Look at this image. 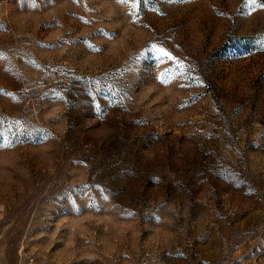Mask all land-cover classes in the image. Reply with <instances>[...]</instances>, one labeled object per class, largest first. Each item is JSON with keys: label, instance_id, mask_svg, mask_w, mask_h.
I'll list each match as a JSON object with an SVG mask.
<instances>
[{"label": "rangeland", "instance_id": "1", "mask_svg": "<svg viewBox=\"0 0 264 264\" xmlns=\"http://www.w3.org/2000/svg\"><path fill=\"white\" fill-rule=\"evenodd\" d=\"M0 264H264V0H0Z\"/></svg>", "mask_w": 264, "mask_h": 264}]
</instances>
